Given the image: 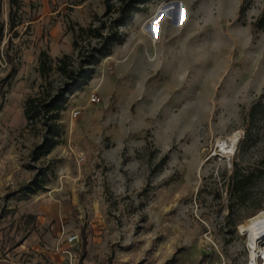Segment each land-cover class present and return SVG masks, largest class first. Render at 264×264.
I'll return each mask as SVG.
<instances>
[{"label": "rangeland", "instance_id": "374dc122", "mask_svg": "<svg viewBox=\"0 0 264 264\" xmlns=\"http://www.w3.org/2000/svg\"><path fill=\"white\" fill-rule=\"evenodd\" d=\"M106 5L1 0L0 264H70L56 248L77 233L73 264H249L241 227L264 212V32L252 27L264 0L143 3L65 95L57 146L41 155L48 129L28 126L25 103L65 86L58 58L77 68L99 45L85 35L77 50L73 28H110ZM237 169L256 173L244 205Z\"/></svg>", "mask_w": 264, "mask_h": 264}, {"label": "trees", "instance_id": "16d2710c", "mask_svg": "<svg viewBox=\"0 0 264 264\" xmlns=\"http://www.w3.org/2000/svg\"><path fill=\"white\" fill-rule=\"evenodd\" d=\"M110 1L111 0H107L105 17L111 19V16L117 14L114 19L112 18V26H110V28L106 20L102 19L99 20V26L91 23L88 27L79 26L77 29L76 27L73 28L76 39L75 47L77 50L80 49V41L85 35L89 38L94 37L100 41L98 42V46L88 52L86 59L81 61L77 68L74 66L73 59L69 55L57 59V69H59L67 80L65 86L61 87L56 95H30L25 103L24 113L28 126L30 124L36 125L42 123L43 126L48 129L47 143L44 147L39 149L41 155L50 153L57 146V142L55 141L59 133L57 122L61 117V111L64 110L65 104L67 103L65 95L71 91L72 87L79 85V80L86 74V66H91L95 62L97 63L101 55L105 56L112 54V45L122 40L119 34V28L128 20L135 10L139 9V7L148 0H116L115 3H111ZM246 1L251 2L253 0ZM12 26L14 27V25ZM252 27L255 33L260 31L264 32V10L258 20L252 24ZM106 30H109L108 36L104 34ZM89 42L90 45H92V42ZM40 55L38 70L41 77L47 79L49 74L54 70L52 62L46 51H42ZM80 55H82L81 52ZM257 109V115H262V113H264V103H259ZM255 178L256 173L254 171L243 173L241 170L237 169L230 179L232 192L237 196L242 205L246 204L251 197L250 190L256 181ZM36 185L38 186L28 188L26 192L32 194L41 190L43 187L41 183ZM258 208L263 209L261 204Z\"/></svg>", "mask_w": 264, "mask_h": 264}, {"label": "bare ground", "instance_id": "6f19581e", "mask_svg": "<svg viewBox=\"0 0 264 264\" xmlns=\"http://www.w3.org/2000/svg\"><path fill=\"white\" fill-rule=\"evenodd\" d=\"M172 9L173 8H171L170 10ZM170 10L164 12H169ZM152 26L158 27V23L153 24ZM226 145L225 143H220L219 146L222 148L221 151H225L226 153H234V144L233 146L230 145L228 147ZM241 231L247 232V235L249 237L248 246L250 252V261H253V263H258V261L260 260L261 264L264 263V247H261V242L264 243V212L251 217V219L248 220L247 224L241 227Z\"/></svg>", "mask_w": 264, "mask_h": 264}, {"label": "built area", "instance_id": "2783aa9c", "mask_svg": "<svg viewBox=\"0 0 264 264\" xmlns=\"http://www.w3.org/2000/svg\"><path fill=\"white\" fill-rule=\"evenodd\" d=\"M1 56L4 58L3 55H1ZM92 101L95 102V103H97V102L100 101V99L96 95H92ZM79 114H80V112H77L76 113V115H79ZM61 239H62V241L57 246L56 251H57V253H60L62 255L65 254L68 257V260H69L70 264H73V261H74V258L75 257H73V254H72L70 248L75 247L79 243V241H80V235L78 233L77 234H70V235H63ZM64 243L69 248L64 249L63 248V244ZM262 246L264 247V243L263 242H261V247ZM248 251H249V246H248ZM249 264H261V261L259 260L258 263H253V261H250ZM262 264H264V263H262Z\"/></svg>", "mask_w": 264, "mask_h": 264}, {"label": "crops", "instance_id": "0c3cea01", "mask_svg": "<svg viewBox=\"0 0 264 264\" xmlns=\"http://www.w3.org/2000/svg\"><path fill=\"white\" fill-rule=\"evenodd\" d=\"M56 259H58V258H56Z\"/></svg>", "mask_w": 264, "mask_h": 264}]
</instances>
